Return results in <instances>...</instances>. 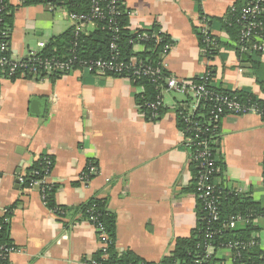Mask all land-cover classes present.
<instances>
[{"label": "crops", "instance_id": "1", "mask_svg": "<svg viewBox=\"0 0 264 264\" xmlns=\"http://www.w3.org/2000/svg\"><path fill=\"white\" fill-rule=\"evenodd\" d=\"M122 1L131 13L124 17V29L156 28L169 36L172 49L159 56L168 72L194 79L209 69L218 90L234 94L248 90L264 101L263 53L252 52V60L246 55L242 61L236 50L221 47L209 60L196 34L204 15L222 18L238 0ZM68 10L67 6L51 12L39 1L7 0L11 57L26 58L30 50L45 53L52 39L72 31ZM90 26L86 35L98 25ZM213 34L229 39L219 26ZM145 50L133 46L130 59ZM145 90L130 77L78 69L63 75L19 73L4 78L0 218L12 210L9 237L18 250L3 264H91L104 246L77 207L94 197L104 201L115 217L120 255L132 252L160 264L172 254L177 239L192 236L201 204L193 187L196 164L184 145L178 116L188 96L163 92L161 112L150 118L136 99ZM214 150L216 181L241 190L239 195L264 210V119L256 114L225 115ZM43 156L54 161L49 180L58 185L55 203L66 208L60 216L44 204L39 189L25 186L29 169ZM90 161L99 173L84 184L80 175ZM236 228L251 229L250 237L264 257V216L238 222ZM213 259L214 264L234 263L226 249Z\"/></svg>", "mask_w": 264, "mask_h": 264}, {"label": "built area", "instance_id": "2", "mask_svg": "<svg viewBox=\"0 0 264 264\" xmlns=\"http://www.w3.org/2000/svg\"><path fill=\"white\" fill-rule=\"evenodd\" d=\"M24 2L39 1L44 3L48 10L55 12L58 8L67 7V3L71 1L86 2L89 6L88 11L84 12H67L72 32L74 34V42L69 50V54L65 55H44L43 52L30 50L26 58L14 59L10 55L9 32L6 26L7 0H0V86L5 77H13L19 73L31 74L36 77H44L46 74H67L74 70H85L89 73H106L130 78H148L153 84L159 88L157 100L149 104V108L153 111V118L159 116V109L163 106L162 93L175 92L187 95L188 101L183 105L178 113L179 120L182 124L184 132V145L189 150L193 162L198 167L195 175L194 183L196 184V197L201 203L204 218V237L207 240L205 245V253L195 259V264H207L212 260L214 254V246L212 239L221 232L217 227L221 219L220 203L227 194H240L241 190H228L224 184L216 181L219 172L218 159L214 150V142L219 133V124L222 118L227 114L247 115L256 114L264 119V107H261L256 101L251 99H241L238 94L227 93L218 90L210 85L212 81V73L207 69L203 74L194 79H182L175 74L168 72L167 66L162 59L157 63H148L146 60L133 58L126 60L122 57L119 42L122 33V20L131 13L123 6L122 0H23ZM231 13L236 12V8L232 6ZM237 22L242 23L240 29V51L245 54L252 52H260L264 54V0H253L239 10ZM105 22V27L109 31L111 37L109 41V55L103 58H84L79 56L75 51L80 36L87 33L90 24H98ZM207 23L205 18L202 22V33L206 42H211L208 35ZM138 33V32H136ZM164 31L159 29L152 33H138L136 39L131 43L136 46L144 47L147 41L155 40L162 42ZM45 43L41 42L40 47H44ZM172 49L170 38L165 41L161 50V57L168 54ZM205 55V51L202 50ZM1 105V103H0ZM208 109L206 115L203 112ZM47 167L52 164L51 160L44 158ZM96 163L88 162L86 168L80 175V181L88 184L99 170ZM47 176L40 180H33L31 187H38L42 201L47 206L48 193L52 183L49 180L48 169ZM57 216L63 215L62 208L51 209ZM0 228L3 222H10V217L5 215L0 218ZM250 219L248 216H234L225 225L226 228L235 229L238 222ZM96 229L98 238L102 241L105 251L108 242L105 228L101 223L97 222V217L91 215L86 219ZM255 238L247 241H233L223 245V248L231 252L233 261H238L244 251L256 245ZM18 248L14 245L0 247V260H7L12 253ZM107 258V255H104ZM91 264H102L95 259L91 260ZM254 264H263L257 262Z\"/></svg>", "mask_w": 264, "mask_h": 264}, {"label": "trees", "instance_id": "3", "mask_svg": "<svg viewBox=\"0 0 264 264\" xmlns=\"http://www.w3.org/2000/svg\"><path fill=\"white\" fill-rule=\"evenodd\" d=\"M253 0H238L234 3V7L236 8V12L231 13V9L227 11V13L222 18L208 17L203 16L205 18V22L207 23V31L208 35L212 39L211 42H206L204 39V35L202 33V28L196 29V34L199 38V42L203 51H205V57L211 60L220 50L221 47H226L229 49H234L237 51L240 59L242 61H246L244 57L249 55V60H252L251 54H245L240 51V29L241 22H237V17L239 16V10L249 4ZM69 11L73 12H84L88 11L89 6L86 2L82 1H71L67 3ZM203 15V14H202ZM264 21V16L261 18ZM123 25L125 26L126 20H122ZM97 28L92 33L86 35H82L78 39V45L75 47V51L84 58H103L109 55V41H110V33L105 27V22H99L97 24ZM122 26L121 39L119 42V46L121 49L122 57L126 60H129L133 56L132 48L133 44L131 40L137 38L138 33L142 34L144 32L152 33L159 29H152L148 31H139L138 33L132 32L129 29ZM219 26L223 28L227 33L229 39L227 41L222 40L221 38L215 36L213 34V28ZM163 41L156 42L155 40L147 41L144 44L145 50L142 53L137 55V58L141 60H146L148 63H157L160 58L161 50L163 49V45L165 41L169 40V36L167 34H162ZM171 41V40H170ZM74 42V34L71 30L65 32L62 36L56 37L52 39L49 46H47L44 55H59L63 51L65 54H69V50L72 47ZM62 50V51H61ZM253 56V55H252ZM248 60V61H249ZM114 75V74H113ZM137 84L143 85L145 87V91L141 95H137V103L139 107L146 112L150 118H153V111L149 108V104L156 101L157 95L159 94V88L153 84L148 78H133ZM210 85L214 87L212 81ZM215 88V87H214ZM218 89V88H216ZM230 93V92H227ZM238 96L241 99H251L256 101L261 107H264V101L258 99L248 90H241L238 93ZM161 109V108H160ZM159 109L158 112H161ZM203 112L208 113V109H205ZM52 161L50 167H47L46 160ZM195 163V162H194ZM196 164V163H195ZM54 166V161L49 156L41 157L35 164L29 169L28 175L26 177L25 186H30V183L33 180H40L47 176L46 169H48V175L51 173ZM198 167L195 166V171L197 174ZM219 173V172H218ZM217 173V174H218ZM195 174V175H196ZM195 191L196 184L194 183ZM58 189L57 184H52L50 189L47 190L48 193V204L47 206L50 209L62 208L66 209L62 206H58L55 203V194ZM230 190V189H228ZM201 204V203H200ZM81 213V217L85 220L90 218L91 215L97 217V222L101 223L107 234V242L108 246L106 250L99 251L94 259L102 264H154L150 262H146L133 254L132 252L119 254L117 252V248L115 246L116 240V221L114 215L107 209L106 203L101 199L94 197L82 205L77 207ZM11 209L5 217L11 218ZM220 211H221V219L218 223L217 227L221 229V232L217 234L211 241L214 246V255L220 249H224L223 245L233 242V241H247L251 239L250 232L251 229L247 228L244 230H240L238 228L230 229L226 228V224L232 219V216H248L249 218H253L256 216H264V210L260 206L259 203L252 201L249 198H245L239 194H227L220 203ZM199 221L198 226L193 231L192 236L189 238H180L177 239L175 248L169 256L165 257L160 264H195V259L202 256L206 250L207 240L204 237V218L205 212L203 211L202 205L199 206ZM2 222V219L0 220ZM248 227V226H247ZM9 228L10 222H3L2 227L0 228V247L2 245L11 246L13 245L11 242V238L9 237ZM107 255V258H104V255ZM262 252L258 249L257 244L252 246L247 251H244L242 257L235 261L233 264H254L257 262H262L264 264V257L261 258ZM7 260H0V264L6 263ZM207 264H214V259L209 260Z\"/></svg>", "mask_w": 264, "mask_h": 264}, {"label": "rangeland", "instance_id": "4", "mask_svg": "<svg viewBox=\"0 0 264 264\" xmlns=\"http://www.w3.org/2000/svg\"><path fill=\"white\" fill-rule=\"evenodd\" d=\"M89 27L91 28L92 26L89 25Z\"/></svg>", "mask_w": 264, "mask_h": 264}, {"label": "water", "instance_id": "5", "mask_svg": "<svg viewBox=\"0 0 264 264\" xmlns=\"http://www.w3.org/2000/svg\"><path fill=\"white\" fill-rule=\"evenodd\" d=\"M38 189V187H36Z\"/></svg>", "mask_w": 264, "mask_h": 264}]
</instances>
